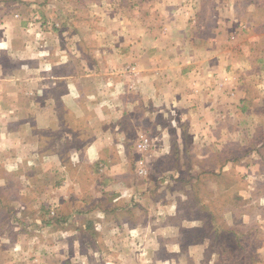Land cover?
Here are the masks:
<instances>
[{"label": "rangeland", "instance_id": "rangeland-1", "mask_svg": "<svg viewBox=\"0 0 264 264\" xmlns=\"http://www.w3.org/2000/svg\"><path fill=\"white\" fill-rule=\"evenodd\" d=\"M125 1L0 0V264H131L132 251L174 249L178 257L137 262L264 264V109L232 116L234 133L218 147L190 146L188 139L186 146H166L145 127L127 130L131 172L89 179L87 144L95 130L120 125L115 97L137 85L118 81L139 74L134 61L111 64L132 44L123 33L135 23L136 0ZM249 1H216L228 32L217 43L264 46L263 30L251 43L245 39L260 24L261 10L248 8L264 5ZM174 4L182 15L193 16L197 7L194 0ZM87 107L97 114L87 115ZM226 158L233 170L221 172ZM110 164L96 170L110 172ZM86 190H106L96 196L100 210L87 211ZM121 204L135 212L161 204L141 216L171 223L158 227L167 240L147 241L145 227L125 222L131 211ZM98 234L122 239L100 243Z\"/></svg>", "mask_w": 264, "mask_h": 264}, {"label": "crops", "instance_id": "crops-1", "mask_svg": "<svg viewBox=\"0 0 264 264\" xmlns=\"http://www.w3.org/2000/svg\"><path fill=\"white\" fill-rule=\"evenodd\" d=\"M143 1L136 0L133 2L135 6L131 7L137 16L132 19L136 24H130L132 30L129 29L126 33L122 31L125 39H132V44L127 42L118 49L121 54L111 63L119 68L126 62L134 61L139 74L132 78L120 76L118 81L120 85L128 81L137 85L134 91L131 90L129 93L126 89L115 97L118 107L114 113L118 120L122 121L120 125L116 124L109 132L95 130L87 144L86 168L91 172L89 179L101 180V176L106 179L107 174L109 178H114L112 174L125 176L131 172L128 165L131 155L127 149L130 146L127 143V130L138 132L145 127L152 132L154 138L166 146H186L188 139L190 146L218 147L222 136L234 133L235 129L232 128L230 120L232 116L237 119L242 114L248 117L263 114L264 104H258V100H264V46L258 48L251 43L254 35L258 36L262 34V30L264 31L263 4L256 6L255 10L248 8V11L253 13L261 10L255 16L259 18L261 26L256 21V29H252L253 31L245 36L247 43L251 44L232 48L217 43L219 36L228 33L220 25L215 10L217 0H194L197 7L193 16L173 11L176 7L174 3L177 1L180 3L185 1L187 4L192 0H150L146 1L147 7H144ZM225 1L234 5L240 0ZM242 1L250 6L249 0ZM1 20L4 21L5 17ZM177 34L181 38H173ZM144 39L145 42H138ZM92 111L97 114L98 110L94 107L86 108L87 115H91ZM100 113L104 115L103 110ZM173 115L175 122L171 123L170 118ZM226 141L225 145L230 144L229 138H226ZM220 145L225 146L223 143ZM117 147L121 149L117 150ZM124 148L127 151H124ZM162 153L157 152L155 157L163 155ZM109 162H112L110 164L112 172L96 170V165ZM231 162L226 158L221 172L228 170L229 167L233 170ZM99 184L100 181L92 186L96 187ZM104 191L106 190H86V206L89 213L97 208L96 196H101ZM121 205L120 210L131 211V218L125 219V222L130 220L132 226L147 229V241L159 243L167 240L168 236L165 234L160 236L158 227L165 230L166 225L168 227L171 223L167 224L163 218L152 220V216L146 219L141 216L142 213L151 208L155 210L161 204H153L150 209L146 206L140 212H135L137 209L133 206L128 210V206ZM153 228L157 229L151 234ZM97 239L101 243L122 238L98 234ZM174 250L146 251L145 256L139 255L138 251H132L129 255L136 261L131 264H140L137 260L142 257L162 260L178 257V250ZM86 257L92 258V254L86 252Z\"/></svg>", "mask_w": 264, "mask_h": 264}, {"label": "built area", "instance_id": "built-area-1", "mask_svg": "<svg viewBox=\"0 0 264 264\" xmlns=\"http://www.w3.org/2000/svg\"><path fill=\"white\" fill-rule=\"evenodd\" d=\"M140 145L145 146L146 145L145 140L142 143H140Z\"/></svg>", "mask_w": 264, "mask_h": 264}]
</instances>
